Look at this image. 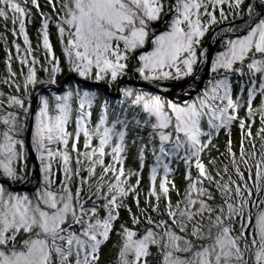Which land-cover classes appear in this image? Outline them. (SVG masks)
Instances as JSON below:
<instances>
[{
	"label": "snow or ice",
	"instance_id": "snow-or-ice-1",
	"mask_svg": "<svg viewBox=\"0 0 264 264\" xmlns=\"http://www.w3.org/2000/svg\"><path fill=\"white\" fill-rule=\"evenodd\" d=\"M45 3L50 12L43 11L40 0H0V20L5 27L11 22L12 35L22 37L25 46L15 43V57L7 52L9 78L0 81L23 93L5 96L0 91V264H100L121 209L128 211L133 225L144 227L120 225L118 264H150L153 248L157 264H264V199H253L254 193L259 197L264 192V0H248L244 11L250 22L243 29H228L243 34L223 39L224 50L214 59L207 49H198L218 23L217 10L222 19H227L222 5L239 15L245 0ZM33 9L41 18L37 48L44 50L47 66L33 55L26 28ZM169 16L166 30L152 31V25ZM50 25L69 70L82 80L111 87L127 75L129 61L135 59L134 70L146 82L191 78L182 88L191 98L175 102L119 87L122 106L116 110L104 100L93 121L97 92L76 85L51 98L40 95L38 110L31 114L30 90L55 85L62 72ZM214 38L220 39L219 34ZM146 47L150 50L137 54ZM13 59L21 65L22 83L15 79ZM205 61L213 76L196 91ZM39 70L47 78L41 79ZM257 117L260 127L254 136ZM234 124L241 132L240 161L248 168L247 179L232 147ZM221 130L229 133L225 154L239 182L231 177L222 182L221 173L230 169L218 171L217 179L209 170L215 160L204 161ZM25 133L39 161L38 184L31 194L11 188L17 181L30 182L24 168ZM255 138L261 140L258 159L257 152L249 155L244 149ZM133 148L137 166L129 168ZM249 159L255 160L254 178ZM179 163L187 182L183 192L172 178ZM145 167L148 186L141 207ZM172 193L178 197L175 202ZM215 193L220 203H214ZM129 197L140 215L128 206ZM252 208L257 209L255 218Z\"/></svg>",
	"mask_w": 264,
	"mask_h": 264
},
{
	"label": "rangeland",
	"instance_id": "rangeland-1",
	"mask_svg": "<svg viewBox=\"0 0 264 264\" xmlns=\"http://www.w3.org/2000/svg\"><path fill=\"white\" fill-rule=\"evenodd\" d=\"M247 1L248 0H245V4H247ZM253 2H255V0H253ZM40 3L43 6V11L50 12V9L46 6L45 0H40ZM244 5L241 6L240 13L244 9ZM221 7L224 8V12L227 15V19H222L220 17V15H219V10H217L216 16H217L218 23L212 25L209 28L207 34L202 39V42H201L202 46L205 45V43L207 42V40L210 37L211 33H213V32L215 33V34H213L214 37H215L216 34H219L220 39H215L214 37L212 38L213 41L215 40V42H217L219 40H222V35L227 33L228 29L230 28V26H228V27L227 26H222L221 27V25H222V23L224 21H226L228 19H231L234 16V14L232 13V10H230L228 8L227 5H222ZM33 13H34V15H33V18H32V22L30 24L26 23V28H27V31H28V34H29V37H30V40H31V43H32V46H33V49H34L33 55L40 60V63L42 65L47 66L44 50L42 48H37V44L41 42L40 36L38 35V29L40 28V25H41V18L35 11H33ZM205 18H206L205 20H207V17H205ZM169 21H170V17H169L168 22L165 24V26H167ZM245 22H249V21L246 20ZM159 25H160V22H157L154 25H152V31H155L158 28ZM7 26H12V24L7 22ZM218 26H220L221 28L218 27ZM242 27H243V25L239 24V25L235 26V29H240ZM231 28H233V26ZM49 32H50V40H51V42L53 44L54 53H55V55L57 57L60 58V62H61L60 66L62 68V72L57 74V78H56L57 79V83L55 85L45 86L43 84H38V85H36V87L34 89L30 90V95H31L30 113H31V109H32L31 108L32 100L34 98L33 96L38 91V89H40L41 87H43V90L41 91L40 95H47V96H49L51 98V95L53 93L62 94V92L64 90H66V88L68 86H76V85H79L80 87L88 88L90 90H93V91L97 92V105H96L94 113H93V121L96 120L97 115L99 114V111H100V107L99 106H100V104L103 103L104 99L109 102L111 108L118 110L122 106L121 105V101L123 100V97L121 96L120 97L121 99H118L119 98L118 94H113V93H116V91H117V90L114 91L115 85H112L109 88L110 91L107 92V93H109L108 97L106 96V94H104V91H103V90H105L104 87L101 88L102 86L100 85V84L107 83V82H99L98 84H99L100 87L97 86V85L92 86V87H86L85 85L83 86V84H81L79 82H76L73 79H71V81H70L69 78H68L67 81L64 83V85H65L64 87L59 86V82L64 78V76H66L71 71L69 70L67 62H66V60H65V58L63 56L62 46H61V44H60V42L58 40L56 29H55L54 25H50ZM15 43H20L22 49L25 47L24 44H23L22 37H14L10 32H8L5 29V22L0 20V81H3L5 79L9 78V74H8L7 66H6L7 52H11L14 57L16 56L15 46H14ZM200 49H198V51H200ZM133 63H134L133 59L129 61L128 73H127V75H125L120 80L127 79L129 77V74L131 73L129 71H132L131 68L133 66ZM12 69H13V71L17 72V77L15 79L18 82L22 83L23 82V76L20 75L21 65L18 63V61L16 59H13V61H12ZM25 71H26V69H25ZM205 71L206 70L203 67L202 68L199 67V76L203 75V73L205 74ZM133 72H135V70ZM38 75L40 76L41 79H45V78H47L48 74L45 73L42 70H39L38 71ZM208 77H210V76H208ZM140 80H142V79L140 78ZM90 81H92V80H90ZM158 82H160V81H158ZM183 82H188V84H190L191 83V79L188 78V79L183 80V81H173V80L161 81V83H163V85L166 86V88L170 87L171 88L170 90L176 89ZM59 87H61V88H59ZM124 87H130V88H133L134 90H136L134 84L130 83V82L129 83L128 82L125 83ZM238 87H239V85H234V89L238 90ZM46 88H48V89H46ZM0 91L4 92L5 96L14 95V94L15 95H23V93H16L14 87L11 86L10 84H5V83H2V82H0ZM150 93L154 94L152 92H150ZM176 94H177V96L174 94L175 97H182V95H184V92L182 91V89H180V90H178V92ZM160 96H162V95H160ZM165 99H167V98H165ZM258 102L259 101H257V104H258ZM125 106L127 107L126 103L123 104V107H125ZM38 107H39V103H38V106H37V110H38ZM244 115H245V113L242 110L241 113H240V116L243 118ZM259 127H260L259 119H256V124L253 126V129H252L254 136H255V133L258 131ZM26 135H27V133H25L23 139L25 140V145L28 148V159L26 161V164H25L24 168H25V175H26L27 179L30 182L25 183V182L17 181V182L14 183V185L21 184V186L22 185L26 186L27 189L26 188L25 189H19V190H16V191H20V192H25L26 191L29 194H31L33 192V190L35 189V187H37L39 176H38V173L35 172V166L36 165L31 160V152L33 150L30 151V149L28 147L27 140H26ZM230 136H231V140H232L233 151L236 153L237 162L240 164L241 170L245 173V179H247L248 178V168H246L244 163L242 161H240V140H241L240 137H241V132H240V129L238 127V124H234L232 126ZM228 139H229L228 131L227 130H221L220 134L213 141V143L216 145V147L212 149L210 154L205 155L204 161L207 164L209 159H214L215 160V164L209 165V170L211 171L213 176L217 177V179H220V176H217V172L222 170L225 166H227L230 169V172H229V174L221 173V175L223 176V181L222 182L228 181L230 177H231L232 180H236L237 182H239L237 176L234 173V171H231L233 169V165L231 163L230 158L225 154L226 151H224V147L226 148ZM253 144H255V148H253ZM260 144H261V140L259 138H255V139H253V140H251L249 142L246 141L245 144H244V149H245L246 153H248L249 155L251 153H253L254 151L257 152V159H258L259 158ZM219 146H220V148H219ZM135 154H136V149L133 148L131 150L130 154H129V159H128L127 165H126L127 167L135 168L137 166V161H136ZM222 154H224V155H222ZM147 163L149 165L152 163V157L151 156H149ZM180 165H181V169L185 173L184 165L183 164H180ZM174 167L176 168V171H179L178 170L179 165H175ZM249 167H251V169H252L253 178H254V174H255V160L249 159ZM245 169L247 170V172H245ZM195 174H196L195 170L193 169V175H195ZM147 177H148V167H145V169H144V179H143V182H142V185H141V189H142V191H141V207L144 206V203H143L144 192L147 190V186H148ZM173 179L175 181V184H176L177 188L180 189L181 192H183L184 188L186 187V183H187L185 181L184 174L179 175L178 177L173 178ZM248 183H249V186L251 187L252 186V181H248ZM5 185L9 186L6 182H5ZM211 187H212L213 191L215 192V186L211 185ZM215 195H216L217 199L214 201V203H220V195H219V193H215ZM172 199H173L174 202L178 199V197L176 196L175 193H172ZM253 199H264V192L260 193L259 197H257L255 195V193H254ZM127 204L132 209V211L134 213H136L137 215H140V209L136 207V205L134 204V202H133L131 197L128 198ZM161 207H163V204H161ZM262 207H264V206H262ZM251 211H252L253 218H255V215L257 213V209L256 208H252ZM152 215L156 216L157 214L156 213H152ZM160 218L161 219H167L166 216H161ZM121 224H124L125 226H127L129 228H134V229L135 228H140L141 230L144 227V225H138V226L133 225L132 222H131V218H130V215H129L128 211L125 210V209H121V211H120V219L117 221V224H116V230L111 234V237H110L109 241L102 247L101 254H100V264H118V253H119L120 246H121V237H120V235L118 233H119V228H120ZM152 251H153V256L150 259V264H157L155 248H153Z\"/></svg>",
	"mask_w": 264,
	"mask_h": 264
},
{
	"label": "water",
	"instance_id": "water-1",
	"mask_svg": "<svg viewBox=\"0 0 264 264\" xmlns=\"http://www.w3.org/2000/svg\"><path fill=\"white\" fill-rule=\"evenodd\" d=\"M248 2V1H247ZM246 6H247V4H246ZM245 11L242 13V16H240V17H238V18H235V19H232L231 21H225V22H223L222 23V25H221V27L222 26H230L231 24H232V22H239V21H242L243 20V18H245ZM170 17V16H169ZM169 17H167V18H165V19H163L162 21H160V25L158 26V28L155 30V31H153V32H155V33H158V32H160L161 30H163L164 29V27H165V24L168 22V20H169ZM160 27V28H159ZM218 27H220V26H218ZM220 27V28H221ZM213 34H215L214 32L213 33H211V35H210V37H209V39H208V41H207V43H206V45H205V48L203 49V51H205L206 49L208 50V56L210 57V59H213V55L216 53V52H219L220 50H222L223 49V47H224V45H223V43H222V40L223 39H227V38H230V37H233V36H235V35H237V33H230V32H227V33H225V34H223L222 35V40H219V41H217V42H215V40L213 41ZM240 34V33H239ZM210 41H212V43H211V45H210ZM150 47H146V48H144V49H140V50H138V53L137 54H139L140 52H142V51H148V49H149ZM202 51V52H203ZM201 66V68L203 67L206 71H205V74L203 73V75H200L199 77H200V83L195 87V89H196V91H197V89H199L200 87H202L203 86V84L205 83V81H207V76L209 75V70H210V63L208 62V61H205V63H203V64H201L200 65ZM71 79V78H76L77 80H79V81H81V82H83L85 85L87 84L88 86H93V85H97V84H94V83H92V82H89L88 80H82L81 78H79L76 74H70V75H68V76H66L65 78H64V80H62V82H61V84H60V86L62 87L63 86V84L65 83V81H67V79ZM133 82V78L132 79H128V80H121V81H119L118 82V85L119 86H121V85H123L124 83H127V82ZM137 85H139V83H137V82H135ZM142 85H146L149 89L150 88H153L154 89V91H156V92H159V93H161V92H163V93H165L167 96H169V97H172V94H170V93H168L167 91H165L162 87H160L159 85H157V84H153V83H150V84H148V83H141ZM61 87H59V88H61ZM45 88V87H44ZM46 89H48V88H46ZM45 89V90H46ZM43 90V87H41L40 89H38V91L34 94V98H33V100H32V105H31V114H34L35 112H36V110H37V106H38V103H39V100H38V97H39V95H40V93H41V91ZM195 92V91H194ZM192 94H193V92H192ZM26 140H27V144H28V147H29V149H30V151H32V149H31V145H30V135H29V133H27V135H26ZM31 160L35 163V172H37L38 173V176H39V162L37 161V159L35 158V153L32 151L31 152ZM7 184H8V182H6ZM11 187L13 188V189H15V190H19V189H25L26 188V186H21V184H16V185H14V184H12L11 185ZM27 189V188H26Z\"/></svg>",
	"mask_w": 264,
	"mask_h": 264
},
{
	"label": "trees",
	"instance_id": "trees-1",
	"mask_svg": "<svg viewBox=\"0 0 264 264\" xmlns=\"http://www.w3.org/2000/svg\"><path fill=\"white\" fill-rule=\"evenodd\" d=\"M205 19H206V18H205ZM248 142H249V141H248ZM180 164H182V163L177 164V165H179V168H178L179 171H176V172L174 173L173 178H176V177H178L179 175L185 174V173L183 172V170L181 169V165H180ZM177 175H178V176H177Z\"/></svg>",
	"mask_w": 264,
	"mask_h": 264
},
{
	"label": "bare ground",
	"instance_id": "bare-ground-1",
	"mask_svg": "<svg viewBox=\"0 0 264 264\" xmlns=\"http://www.w3.org/2000/svg\"><path fill=\"white\" fill-rule=\"evenodd\" d=\"M32 171V170H31Z\"/></svg>",
	"mask_w": 264,
	"mask_h": 264
}]
</instances>
